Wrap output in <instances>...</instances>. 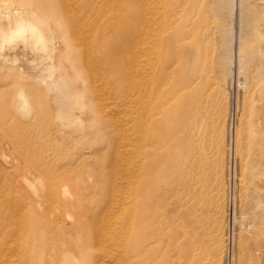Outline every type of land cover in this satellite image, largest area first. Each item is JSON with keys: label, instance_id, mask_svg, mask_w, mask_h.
Listing matches in <instances>:
<instances>
[{"label": "rangeland", "instance_id": "obj_1", "mask_svg": "<svg viewBox=\"0 0 264 264\" xmlns=\"http://www.w3.org/2000/svg\"><path fill=\"white\" fill-rule=\"evenodd\" d=\"M257 1L244 4L247 18L251 5L262 7ZM8 2L33 6L59 28L70 79L75 92L88 99L91 121L81 125L89 128L87 134L74 133L72 126L65 130L53 95L46 96L37 81L35 87L31 61L37 56L13 50L22 76L0 74V264H119L98 251L93 260L86 244L102 236L114 246L113 236L130 244L134 251L127 264H264V9L254 19V37L246 36L252 35L256 52L243 88L238 9L230 84L222 71L220 38L231 17L211 15L213 0ZM200 18L201 26L194 25ZM141 24L147 29L142 41ZM199 38L208 42L198 57ZM22 87L31 96L34 118L29 120L15 108ZM150 108L154 147L143 156L139 114ZM61 128L67 134L64 144L58 141ZM63 185L81 197L69 217L61 214L68 207L61 203ZM89 215L91 221L98 217L95 230ZM140 231L146 234L139 238ZM140 243L150 254L142 259L135 257Z\"/></svg>", "mask_w": 264, "mask_h": 264}, {"label": "bare ground", "instance_id": "obj_2", "mask_svg": "<svg viewBox=\"0 0 264 264\" xmlns=\"http://www.w3.org/2000/svg\"><path fill=\"white\" fill-rule=\"evenodd\" d=\"M9 0H0V74L1 75H5V77L7 75H10L11 79L12 76L11 75H15V74H20V76H22V72L20 71V68H22L21 65H19V58L17 57L16 54H13L14 51H16L19 47V50H21V52L24 53V55H26L28 53V51H32V53L37 56L34 57L31 61L33 65V78H31L29 75V77L31 79H33L35 82H39L42 86V90H44L43 92L46 94L51 93L53 95V100L52 101L56 107H57V112H58V117L59 119H61V121L64 122V124H67L69 127L64 126L63 124V128L67 129L70 128V126L72 127H76L72 128L74 129V133L78 132L79 130L81 131V129L84 130V133L87 134V129H89L88 127H84L81 128V125L84 123H88V121L90 120V117L87 113L86 110V104H89L88 99L83 98V96L81 94H77L75 92V86L73 83V81H71L70 79V75H72L73 71L70 68V65L66 59L65 56V46H64V41L62 39V36L60 34V30L59 28H57V26L53 25V24H47L45 22V19L43 17H41V14H39V12L37 11L36 8H34L33 6H14L13 4H11L10 2H8ZM213 5H212V14L214 15L215 18H219L223 15H230L231 17V22L228 28H223L222 30V35L221 38L222 39V44L224 47V52L222 54L221 57V66H222V71H223V75L228 77V82L230 84L233 83L234 81V56H236V61H237V55L234 54V52L236 53V50L234 51V48L236 46L235 45V30H234V26H233V22H235L234 18H235V14H236V9H238V20L240 21V30H239V36H238V49H237V54H238V64H239V74H244L245 75V82L241 83L239 82V86L247 87L248 86V74L247 71L249 70L252 62L255 61L254 59V53L256 52L254 50V46H252L253 44L250 42V37L253 35L252 33L256 30L255 28V24H254V19L257 18L259 15H261L260 13L263 11L264 9V0H258L260 1L262 5V7L260 9H256L254 8L252 5L249 7L248 10V18H247V14H244V4H246L249 0H213ZM257 1V3H258ZM14 2V1H11ZM252 2V1H251ZM255 3V2H254ZM252 4V3H250ZM12 5V7L10 6ZM249 6V5H248ZM199 14V13H198ZM264 14V13H263ZM263 16V15H262ZM260 16V17H262ZM259 18V17H258ZM143 19H145V15L141 16V21L143 22ZM201 19V18H200ZM200 19L198 21L194 20L193 23L194 25L196 24L197 26H201V22L202 19L200 21ZM152 22V21H151ZM227 22V21H226ZM219 23V22H218ZM221 24V23H220ZM229 24V23H228ZM142 25V24H141ZM42 26V27H41ZM44 26L46 28H44ZM218 26V25H217ZM261 26V25H260ZM211 27V26H210ZM211 29V28H209ZM147 30V29H146ZM145 30V26H141L139 29V35H140V40H145L146 37L144 36V34H147ZM214 30V29H213ZM260 30V29H259ZM208 33V32H207ZM247 34H252L249 38L246 37ZM261 34V33H260ZM257 35V34H256ZM157 37V36H156ZM254 37V35H253ZM214 39V38H213ZM252 39V38H251ZM259 39V38H257ZM161 40V38H160ZM208 40V39H207ZM260 40V39H259ZM164 43V40L162 41ZM206 39L204 40V38H199V40L197 41L196 44V53L197 56L199 57L201 54V51L203 49V47L206 44ZM257 42H259L257 40ZM211 44V43H210ZM219 44V43H218ZM259 45V44H258ZM20 46H22V48H20ZM207 46V44H206ZM205 46V47H206ZM208 48V47H207ZM221 48V47H220ZM256 48V47H255ZM258 49V48H257ZM256 49V50H257ZM14 50V51H13ZM211 50V49H210ZM207 51V50H206ZM203 52V51H202ZM209 52V51H207ZM263 52V50L261 51ZM260 52V53H261ZM261 55V54H260ZM203 56V55H202ZM28 57V56H27ZM26 57V58H27ZM30 59V58H28ZM202 59V57H201ZM254 59V60H253ZM220 60V58H219ZM198 61V60H197ZM34 62V63H33ZM28 64V63H27ZM200 64V63H199ZM236 66V65H235ZM235 68V67H234ZM238 68V65H237ZM235 70H238V69ZM237 72V71H236ZM28 74V73H27ZM0 75V76H1ZM222 75V74H221ZM17 76V75H16ZM15 76V77H16ZM19 76V78H20ZM240 76V75H239ZM27 77V75H26ZM223 77V76H222ZM18 78V77H17ZM22 78V77H21ZM24 79H26L24 77ZM16 81V80H15ZM36 82V83H37ZM27 83V82H26ZM35 86L36 88L38 87ZM35 83L31 82V85ZM39 84V85H40ZM22 85V84H21ZM20 86V85H19ZM39 86V87H41ZM33 88V86H31ZM30 87V88H31ZM28 88V87H27ZM39 89V88H37ZM46 94V96H47ZM14 96V95H13ZM51 100V98L49 99ZM31 96L28 93L27 89H25V87H22L21 89L19 88L18 92H17V101H16V106L15 108L17 109V111L19 113H21V115L25 116L30 119L34 118V114L31 115ZM54 105V106H55ZM55 107V108H56ZM42 108V107H41ZM80 109V113H78L76 110ZM93 117V116H92ZM91 121V120H90ZM62 122V123H63ZM139 142H140V153L144 156L147 154H151L153 151V147H154V121H153V117H152V110L151 108L149 110H147L146 112H141L139 114ZM59 129V128H58ZM65 129V130H66ZM69 129V130H70ZM60 134H58L59 136V144H64V142H66V138H67V134L65 131H63V129L61 128ZM72 131V132H73ZM73 133V134H74ZM69 137V136H68ZM66 139V140H65ZM61 140V141H60ZM47 141V140H46ZM7 160V159H6ZM21 160V159H20ZM19 160V161H20ZM36 168V167H35ZM141 169V168H140ZM148 169V168H147ZM39 170V169H37ZM63 171V170H62ZM7 172V171H6ZM26 172V171H25ZM29 172V171H28ZM33 173V172H32ZM136 173V172H135ZM24 174V173H23ZM68 174V173H67ZM71 174V173H70ZM69 174V175H70ZM21 175V174H20ZM18 175V177L20 176ZM25 175V174H24ZM33 175V174H32ZM36 175V174H35ZM56 176V175H54ZM53 176V178H54ZM24 177V176H23ZM39 177V176H38ZM51 177V176H50ZM152 177V176H151ZM28 178V177H27ZM49 178V176H48ZM72 178V176H71ZM24 180V178H22ZM43 179V178H42ZM74 179V178H73ZM54 180V179H53ZM52 180V181H53ZM150 180V179H149ZM46 181V180H45ZM49 181V180H47ZM50 181V182H52ZM68 180H66L67 182ZM75 181V180H74ZM54 182V181H53ZM59 182V181H58ZM62 182V181H61ZM65 182V181H64ZM152 182V179H151ZM13 183V182H12ZM34 183V182H33ZM49 183V182H48ZM55 183V182H54ZM53 183V184H54ZM142 183H146V181H143ZM35 184V183H34ZM62 184V183H60ZM67 184V183H66ZM70 184V183H69ZM75 184V182L73 183ZM72 184V185H73ZM80 184V183H79ZM89 184V183H88ZM68 185V184H67ZM67 185H63L62 186V191H61V195L64 199V202L62 201L61 203H65V205H68V207L64 208L63 210H61V214L63 216H68L70 215V207H78V201L80 200L79 198H76V196H74V194L70 191L69 187H67ZM32 186V184H31ZM35 186V185H34ZM38 186V185H37ZM43 186V185H42ZM73 186H71L72 188ZM75 187V186H74ZM20 188V187H17ZM22 186H21V190L22 191ZM26 188V187H25ZM145 189V187H143ZM81 189V188H80ZM142 190V192L144 193V190ZM17 190V189H16ZM40 190L42 191V189L40 188ZM113 190V189H112ZM18 191V190H17ZM56 191V190H55ZM82 191V190H81ZM24 192V191H23ZM40 192V191H39ZM58 192V191H57ZM75 192V191H74ZM115 192V191H114ZM141 192V193H142ZM77 193V192H76ZM80 193V192H78ZM77 193V194H78ZM84 194V193H83ZM41 195V194H40ZM39 195V196H40ZM45 195V192H44ZM48 195V194H47ZM85 195V194H84ZM56 194H54V197L56 198ZM51 197V196H50ZM84 197V196H83ZM86 197V196H85ZM17 198V197H16ZM21 198V196H20ZM19 198V199H20ZM23 198V196H22ZM39 198V197H38ZM48 199V198H47ZM83 199V198H82ZM86 199V198H85ZM24 200V199H22ZM58 200V198L56 199ZM90 201V199H88ZM32 201V200H31ZM46 201V200H45ZM87 201V200H86ZM88 201V202H89ZM47 202V201H46ZM60 202V201H59ZM57 201V203H59ZM82 203V201H80ZM97 202V201H96ZM22 203V202H21ZM33 203V202H32ZM39 203V202H38ZM79 203V204H81ZM113 203V202H112ZM114 203H116V200H114ZM113 203V204H114ZM30 204V203H29ZM35 204V203H33ZM44 203H41V210L43 209L42 207ZM60 204V203H59ZM58 204V205H59ZM89 204V203H88ZM86 204V205H88ZM31 208L32 206L34 207V205L30 204ZM39 205V204H38ZM85 205V203H84ZM26 206V205H25ZM60 206V205H59ZM82 206V204H81ZM53 207V206H52ZM83 207V206H82ZM85 207V206H84ZM83 207V208H84ZM87 207V206H86ZM85 207V208H86ZM112 207V206H111ZM55 208L58 209V207L56 206ZM82 208V210H83ZM97 208V205L96 207ZM109 208V207H108ZM115 209V206L113 207ZM34 209V208H33ZM89 209V207H88ZM87 209V210H88ZM104 209V208H103ZM106 209V207H105ZM47 210V209H46ZM49 210V209H48ZM86 210V209H85ZM90 210V209H89ZM88 210V211H89ZM93 210V208H92ZM109 210V209H108ZM123 210V209H122ZM147 210V209H145ZM78 212V210H75ZM74 211V212H75ZM84 211V210H83ZM94 211V210H93ZM47 212V211H45ZM82 212V211H81ZM86 212V211H85ZM98 213V211H96ZM106 212V211H105ZM118 212V211H117ZM146 212V211H145ZM73 213V212H72ZM84 212H82L83 214ZM95 213V211L93 212ZM103 213V212H102ZM109 213V212H107ZM81 214V215H82ZM86 214V213H85ZM87 214H90L87 213ZM100 215V212L98 213ZM111 214V213H110ZM118 214V213H117ZM143 214V212H142ZM146 214V213H144ZM20 215V214H19ZM52 215V214H51ZM72 215V214H71ZM78 215V214H77ZM95 215V214H94ZM94 215H91L92 217H94ZM97 215V216H99ZM102 215V214H101ZM107 215V214H106ZM115 215V214H114ZM111 216L114 218L115 216ZM147 215V214H146ZM66 216V217H67ZM80 216V215H79ZM96 216V217H97ZM105 216V215H104ZM110 216V217H111ZM48 217V216H47ZM53 217V216H52ZM57 217V215H56ZM90 217V215H89ZM103 217V216H102ZM100 216V218H102ZM63 218V217H62ZM75 218V217H74ZM71 219V220H74ZM79 218H82V216H80ZM85 217V220L81 221L82 225H84V221L87 223ZM95 218V217H94ZM98 218V217H97ZM97 218H95V221H91V217H90V222H92L91 225V230H95L96 228V224H97ZM99 218V219H100ZM108 219V215L106 217ZM111 218V219H113ZM118 218H121L120 214L118 215ZM245 218V217H244ZM48 219V218H47ZM58 219V218H57ZM65 219V218H63ZM89 219V218H88ZM87 219V220H88ZM233 219L234 222L237 221V217H235L234 215V209L232 211L231 209V218ZM54 220V219H52ZM56 220V219H55ZM54 220V221H55ZM101 220V219H100ZM118 220V219H116ZM49 221V220H48ZM59 221V220H58ZM61 221V220H60ZM59 221V222H60ZM66 219L63 221L64 225L66 224ZM103 221V220H102ZM101 221V222H102ZM105 221V220H104ZM107 221V220H106ZM109 221V220H108ZM107 221V222H108ZM111 221V220H110ZM53 222V221H52ZM120 226L118 227L119 231L122 230V226H123V219H120ZM118 222V223H119ZM233 222V221H232ZM99 223V222H98ZM117 223V221H116ZM55 224V222H54ZM58 224V223H57ZM56 224V225H57ZM101 224V223H100ZM98 224V225H100ZM104 224V223H103ZM112 224V223H111ZM114 224V223H113ZM112 224V227L114 226ZM233 224V223H232ZM51 225V223H50ZM56 225L54 226V228L56 229ZM107 225V224H105ZM110 225V224H109ZM108 225V226H109ZM249 225V224H248ZM251 225V224H250ZM249 225V226H250ZM66 226V225H65ZM73 226H76V224L74 223ZM81 226V223H80ZM87 226V225H86ZM53 227V226H52ZM102 227V226H101ZM100 227V228H101ZM106 227V226H104ZM103 227V228H104ZM110 227V226H109ZM108 227V228H109ZM124 227V226H123ZM252 227V226H251ZM82 231H85V228L81 227ZM88 228V227H87ZM98 228V227H97ZM102 228V229H103ZM106 227V229H108ZM247 228V227H246ZM20 229V228H19ZM53 229V228H52ZM90 229V228H89ZM99 229V228H98ZM248 229V228H247ZM251 229V228H250ZM54 230V229H53ZM90 230V231H91ZM21 231V230H20ZM51 231V229H50ZM60 231V230H59ZM58 231V232H59ZM88 231V230H87ZM89 231V232H90ZM110 231V230H109ZM129 231V228L126 230ZM228 231V235L230 237V235L232 234V238H233V234H234V229H232L229 226ZM250 231V230H249ZM54 232V231H53ZM70 232V231H69ZM99 232H101L100 230H98V236H102L99 235ZM113 232V231H112ZM88 232H86L87 234ZM108 233V232H107ZM110 233V232H109ZM108 233V234H109ZM20 234V233H19ZM68 234V233H67ZM90 235V233H88ZM102 234V233H101ZM105 234V233H104ZM107 234V235H108ZM114 234V232H113ZM130 234L132 235V231L130 232ZM146 234L145 231H140V235H138V237L140 238L141 236H144ZM31 235V234H30ZM117 235V234H116ZM115 235V236H116ZM129 235V234H128ZM148 235V234H147ZM64 236V235H63ZM94 236V235H92ZM106 236V235H105ZM118 236V235H117ZM81 237V236H79ZM75 238V237H74ZM83 238V237H81ZM117 238V237H116ZM120 238V236H119ZM119 238L118 240L114 238L115 242L117 241L116 246H114V244L111 243V238H104L102 236V238H92V239H88V242L86 244L87 248H90L91 251V256L93 257L94 260V255H97V251L103 254V257L106 258H112V260H117L119 262V264H127V261L129 262V260L131 259V252L134 251L129 249V243H121L119 242ZM29 239V238H28ZM50 239V238H49ZM112 239V240H113ZM30 240V239H29ZM144 240V239H143ZM54 241V240H52ZM55 242V241H54ZM149 243V242H148ZM52 244V243H51ZM120 244V245H119ZM140 246H137V254L135 255L136 258L138 259H142L145 258L146 256H142L145 254H149V250L146 247V245H144L143 243H140ZM50 246V245H49ZM20 247V246H19ZM65 247V246H64ZM133 248V247H132ZM50 249V248H48ZM18 250V249H17ZM66 250V249H64ZM57 251V249H56ZM62 251V250H61ZM51 253V252H50ZM52 254V253H51ZM58 255V254H55ZM150 255V254H149ZM90 256V257H91ZM100 256V255H99ZM17 257V256H16ZM92 257H91V261H92ZM97 257V256H96ZM20 258V257H19ZM59 259V258H58ZM57 259V260H58ZM81 260V259H80ZM49 261V260H47ZM56 261V260H55ZM115 261V262H117ZM18 262V261H17ZM60 262V260H59ZM104 262V261H103ZM111 262V261H109ZM136 262V261H135ZM105 263V262H104ZM82 264H84V261L82 260ZM93 264L94 263L93 261Z\"/></svg>", "mask_w": 264, "mask_h": 264}]
</instances>
